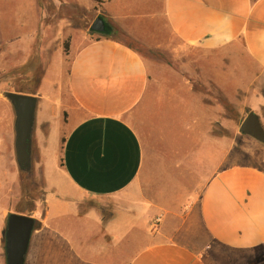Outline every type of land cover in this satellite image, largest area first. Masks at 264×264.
Wrapping results in <instances>:
<instances>
[{
  "label": "crops",
  "instance_id": "obj_1",
  "mask_svg": "<svg viewBox=\"0 0 264 264\" xmlns=\"http://www.w3.org/2000/svg\"><path fill=\"white\" fill-rule=\"evenodd\" d=\"M73 2L117 28L42 78L45 205L24 264H264V157L237 164L220 135L249 111L264 129V0Z\"/></svg>",
  "mask_w": 264,
  "mask_h": 264
},
{
  "label": "rangeland",
  "instance_id": "obj_2",
  "mask_svg": "<svg viewBox=\"0 0 264 264\" xmlns=\"http://www.w3.org/2000/svg\"><path fill=\"white\" fill-rule=\"evenodd\" d=\"M28 3L30 6H27ZM96 12L73 0H0V264H5L1 231L7 214L20 212L33 217L41 215L46 192L38 145L42 137L34 124L30 173L21 178L14 153V113L3 92L20 91L34 94L38 101L41 100L44 92L40 90V84L45 73L51 74L58 69L59 80L61 77L63 80L73 49L96 35L87 33ZM106 20L116 30V23ZM116 36L138 48L147 61L160 57L158 60L176 66L171 55L147 52L124 32H117ZM65 44H68L67 51ZM48 89L53 93L58 91V87L49 86ZM38 107L37 104L36 113ZM243 118L237 114L230 130L221 126L220 135L234 136L235 148L230 156L237 164L260 165L263 163L264 143L239 132ZM65 121V115L53 119L59 129L61 142ZM47 126L44 124L42 127L45 135L50 129Z\"/></svg>",
  "mask_w": 264,
  "mask_h": 264
},
{
  "label": "water",
  "instance_id": "obj_3",
  "mask_svg": "<svg viewBox=\"0 0 264 264\" xmlns=\"http://www.w3.org/2000/svg\"><path fill=\"white\" fill-rule=\"evenodd\" d=\"M113 26L102 14H97L90 23L87 33L108 36ZM3 96L11 103L14 120V153L21 178L29 175L31 168L32 132L35 124V113L38 97L34 94L5 91ZM239 132L249 135L264 143V129L258 116L249 111L241 121ZM39 221L28 214L9 212L4 229L1 231L5 264H24L32 232Z\"/></svg>",
  "mask_w": 264,
  "mask_h": 264
},
{
  "label": "trees",
  "instance_id": "obj_4",
  "mask_svg": "<svg viewBox=\"0 0 264 264\" xmlns=\"http://www.w3.org/2000/svg\"><path fill=\"white\" fill-rule=\"evenodd\" d=\"M94 1H96L97 3H101V2H103L104 0H94ZM115 31L116 30H114V28H113V32L110 34V35H108V36H111L112 34H114L115 33ZM135 42V41H134ZM138 44V43H137ZM130 45V44H129ZM131 46V45H130ZM141 46V45H140ZM133 47V46H132ZM64 48H65V51H67L68 50V44H65L64 45ZM134 49H136L140 54H141V51L138 49V48H136V47H133ZM141 48L142 49H144V50H146L147 52H149V50L147 49V48H145V47H143V46H141ZM142 55V54H141ZM17 92H20V91H17Z\"/></svg>",
  "mask_w": 264,
  "mask_h": 264
},
{
  "label": "built area",
  "instance_id": "obj_5",
  "mask_svg": "<svg viewBox=\"0 0 264 264\" xmlns=\"http://www.w3.org/2000/svg\"><path fill=\"white\" fill-rule=\"evenodd\" d=\"M158 224H159V219L157 218V219H155V220L151 223V225H150V229H151L152 231L156 230L157 227H158Z\"/></svg>",
  "mask_w": 264,
  "mask_h": 264
}]
</instances>
